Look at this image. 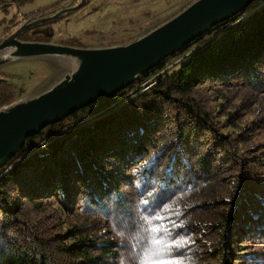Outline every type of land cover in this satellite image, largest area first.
<instances>
[{"label": "rangeland", "instance_id": "374dc122", "mask_svg": "<svg viewBox=\"0 0 264 264\" xmlns=\"http://www.w3.org/2000/svg\"><path fill=\"white\" fill-rule=\"evenodd\" d=\"M58 1L29 0L0 8V42L25 23V15L36 14ZM81 1L64 0L60 5L72 8ZM193 1L90 0L49 24L46 34L49 43L57 45L70 46L75 39L81 48L88 49L125 45ZM55 9L46 15H53ZM253 13L249 9L238 22ZM6 25L12 26L10 31H3ZM217 34L208 41H214ZM13 50H0V78L12 82L16 92L9 105L55 87L80 63L71 55L18 57L12 55ZM189 58L172 60L148 80L138 78L139 87L127 92L114 108L85 119L83 127L91 126L90 131L66 134V128L59 146L41 140L32 143L25 153H16L13 162L0 173L1 180L12 171L14 184L4 200L8 202L0 200V209L5 204L14 213L17 202H23L25 225L24 229L10 225L0 233V264H5L1 255H15L18 249L42 260V264H141L154 259H179L183 264H264V57L255 62L250 78L242 71L224 81L205 78L186 98L192 99L194 107L212 117L213 122H180L182 126L178 123L175 127L167 112L147 109L142 96L150 81L158 82ZM174 98L178 106L187 103L186 98ZM126 105L132 106L133 117L123 120L115 114ZM101 117H108L109 122L98 124ZM189 130L198 139L199 135L208 137L211 143L217 142L216 135H222L218 144L229 150V159L220 160L216 146L207 152L195 142H186L183 135ZM179 132L182 137L174 139ZM90 137L94 142L107 140L108 145L138 138L136 143L141 148L133 152L132 146L125 147L122 158L111 159L96 156L97 145L91 153L98 163L104 161L112 169V180L104 188L88 171L83 185L78 176H73L69 202L64 194L53 192L51 184H61L57 173L62 168L81 166L80 148ZM200 157L204 158V168L198 162ZM54 163L56 173L51 175L49 169ZM45 181L50 183L47 195ZM29 190L34 191L38 207H28L23 201ZM232 214L235 218L231 229H223L221 223ZM148 228L159 231L150 232ZM156 237L174 241L175 246L168 250L152 245ZM103 250L111 253L104 254ZM77 252H86L89 257L85 260L73 254Z\"/></svg>", "mask_w": 264, "mask_h": 264}, {"label": "trees", "instance_id": "16d2710c", "mask_svg": "<svg viewBox=\"0 0 264 264\" xmlns=\"http://www.w3.org/2000/svg\"><path fill=\"white\" fill-rule=\"evenodd\" d=\"M27 1L29 0H0V8H7V6L10 5L19 6ZM63 1L64 0H60L50 6L41 8L36 14L25 15V22L38 17H45L46 12L51 9L56 8V12L63 9V7L60 5ZM89 1L90 0H86L85 3ZM260 1L261 0H259L258 3L254 4L253 7L250 8L254 10V13L244 18L242 21L238 22V19L244 16L249 8L237 13L236 15L221 23L214 25L207 32L203 33L192 41H189L185 45L184 49L162 60L149 72L139 75L129 86L122 89L121 91L111 96L95 100L90 104H87L84 107L65 116L62 120L43 127L37 134L31 135L25 140V143L20 148L18 153H25L32 143H38L41 140H49V144H51L53 147L59 146L62 140L61 138L64 136L63 130L66 128V134H72L75 131H77L79 134L83 131L89 130V127L91 126L83 127V123L86 118L105 109L114 108L117 105V101H119V99L122 98L127 92L139 87V81H137L138 78L148 80L154 75L163 71L172 60L182 56H185V58H190L180 65L174 72L169 73L158 82L151 84L152 81H150L149 88L142 96L143 100L145 101L144 105L147 109L154 111L155 113L167 112L170 116L168 120L173 121V123H175V127L178 123L180 126H182L181 123H184V125L186 123L201 125L206 121L212 123V117L208 116L204 112L200 113L198 109L194 107V102L192 99L186 98V95L192 92V90L198 84H201L205 78L211 79L215 77L217 80L224 81L227 80L230 74L238 71L244 72L249 78L253 75L255 62L264 57V5L258 9L256 7ZM75 10L76 9L69 10L62 13L57 18L28 27L17 36V39L25 41L49 42L50 37L46 34V31L50 28L49 24L64 18L65 16L73 13ZM12 21L13 20H10V22ZM11 27L12 26L10 25H6L3 28V31H10ZM215 34H217L216 39L212 42H209L208 40L214 37ZM206 40L208 42L203 46L202 44ZM70 46L80 47L81 44L77 39H75L74 44ZM201 47L203 48L201 49ZM174 96L186 98L187 103L182 106H178V102H176ZM15 97L16 92L13 83L4 78H0V108L12 103ZM132 111V106L126 105L117 110L115 115L122 118L123 120H128L133 117L131 114ZM107 118L108 117H101L97 123L102 124L109 122ZM77 127L79 128L76 130ZM194 133L195 132H193V130H189V132L187 131L186 134L183 135V138L186 139V142H195L196 144L201 145V148L206 149L207 152L214 150V147L216 146L218 148L216 154L219 159H229V155H231L229 150L225 147V145L223 146L218 144V140L221 139L220 136L222 135H216L215 140L217 139V142L211 143L208 137L203 138L201 135H199L198 139L194 137ZM177 134L178 137L174 139L179 140V137H182V134L180 132ZM137 140L138 138H136V140L129 138L124 140L120 145H108L107 140L103 139L98 142H94L93 138L90 137L89 142L88 140H85L83 143L84 146H81L80 148V153L83 158L81 166H75V168L72 170H65L62 168L60 171H58L57 174H59L61 177V184H51L52 191L55 193L57 192L64 194L65 198L69 199V202H71L73 193H70V182L73 176H78V182L83 185L85 183V171L90 172L91 176L94 177L95 182L99 186L106 188L108 182L112 180L114 172L110 167L106 166L107 163H104V161L102 164L98 163L91 151L98 145V151L94 152L96 156H101V158L120 159L123 157V150L125 147L128 148L129 146H132L133 152L140 151L141 147L140 144L136 143ZM140 140L141 139H139V141ZM15 158L16 155L9 159L5 166L0 168V173H2ZM198 162H200L202 168H204V158L200 157ZM54 166H56L55 163L52 164V167L49 169V173L51 175H55L56 173ZM235 166H238V164H235ZM216 180L217 179H214L213 181ZM44 183V194L47 195L50 193V183L46 181ZM11 190H14L13 172L8 171L0 180V200L3 202H8L4 200L9 198L8 193ZM115 191H118V187H115ZM4 192L6 197H4ZM16 193L19 194L20 192L17 191ZM24 200L29 204L28 207H38L37 202L35 201L33 190H29L27 193H25L23 201ZM17 205L18 207L15 209L14 213H11L10 210H7L8 205L5 204L3 205V208L0 209V233L10 225L12 227H17V229H24L25 221L23 220V216L26 214V209L23 208V202H19V204L17 202ZM234 218L235 216L232 214L230 218L227 217L224 219L226 221L221 223L223 224L222 228L224 229V227H226L231 229ZM53 236H56V234ZM103 251L104 254L111 253V251L108 250ZM73 254L82 258H86L85 260H87L89 257L86 252H77ZM10 256L11 255L9 254H3L1 255V260L4 261L5 264H42V260H35L23 249H18L15 255H12L11 258Z\"/></svg>", "mask_w": 264, "mask_h": 264}, {"label": "water", "instance_id": "95a60500", "mask_svg": "<svg viewBox=\"0 0 264 264\" xmlns=\"http://www.w3.org/2000/svg\"><path fill=\"white\" fill-rule=\"evenodd\" d=\"M85 1L53 15L27 21L0 42V50L11 47L12 55L18 57L71 55L80 60L76 71L66 75L55 87L27 101L0 108V168L16 155L28 137L43 127L121 91L138 75L149 72L162 60L184 49L189 41L259 0H195L144 35L114 47L88 49L17 39L26 28L77 9Z\"/></svg>", "mask_w": 264, "mask_h": 264}, {"label": "snow or ice", "instance_id": "6c2138e0", "mask_svg": "<svg viewBox=\"0 0 264 264\" xmlns=\"http://www.w3.org/2000/svg\"><path fill=\"white\" fill-rule=\"evenodd\" d=\"M162 218L163 217H161V216L156 217V219H162ZM146 223H147V221L145 220V224ZM161 227H163V226H161ZM147 230L150 232H158L159 228H148ZM162 235L163 234L161 233V236ZM151 244L155 245V246L162 247L164 249H168V250H171L175 246L174 241L172 243H169L160 237L153 238L151 240ZM141 264H183V261H181L179 259H154L150 262L142 261Z\"/></svg>", "mask_w": 264, "mask_h": 264}, {"label": "bare ground", "instance_id": "6f19581e", "mask_svg": "<svg viewBox=\"0 0 264 264\" xmlns=\"http://www.w3.org/2000/svg\"><path fill=\"white\" fill-rule=\"evenodd\" d=\"M256 3H258V1H257ZM256 3H255V4H256ZM260 3H264V0H261V1L259 2V4H260ZM259 4L256 5V7L259 6ZM251 7H253V6H251ZM251 7H250V8H251ZM250 8H249V9H250ZM138 76H139V75H138ZM138 76H137V77H138Z\"/></svg>", "mask_w": 264, "mask_h": 264}, {"label": "built area", "instance_id": "2783aa9c", "mask_svg": "<svg viewBox=\"0 0 264 264\" xmlns=\"http://www.w3.org/2000/svg\"><path fill=\"white\" fill-rule=\"evenodd\" d=\"M152 83H153V81H152Z\"/></svg>", "mask_w": 264, "mask_h": 264}]
</instances>
